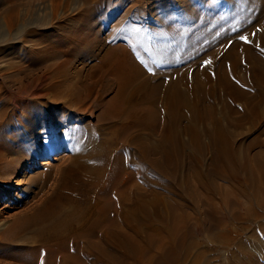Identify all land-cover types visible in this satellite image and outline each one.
Listing matches in <instances>:
<instances>
[{
    "label": "bare ground",
    "instance_id": "1",
    "mask_svg": "<svg viewBox=\"0 0 264 264\" xmlns=\"http://www.w3.org/2000/svg\"><path fill=\"white\" fill-rule=\"evenodd\" d=\"M255 3L94 0L83 13L88 22L54 39H35L33 45L41 46L33 51L0 55L14 69L9 77L25 71L13 78V92L0 95V201L9 197L21 165L27 184L39 179L42 191L50 173L42 181L43 175H28L32 167L48 164L42 156L61 146L70 148L54 169L56 188L31 210L0 220V264H182L189 249L199 264L201 243L182 245L181 221L188 220L187 210H200L202 195L189 187L187 197L178 181L175 203L161 193L162 176L174 179L167 173L179 164L182 131L190 135L193 175L212 225L227 226L214 211L216 194L234 218L238 199L231 203L232 193L264 204V0L247 10ZM115 16L114 26L98 35ZM23 27L4 33L0 43L15 40ZM22 61L43 64V70L28 72L33 69L21 67ZM95 108L98 118L85 124ZM199 124H209L206 143ZM244 124L243 139L255 134L237 144L230 128ZM261 212L249 205L247 219L261 227L254 222ZM216 234L219 244L226 235ZM241 262L235 256L232 264Z\"/></svg>",
    "mask_w": 264,
    "mask_h": 264
},
{
    "label": "rangeland",
    "instance_id": "2",
    "mask_svg": "<svg viewBox=\"0 0 264 264\" xmlns=\"http://www.w3.org/2000/svg\"><path fill=\"white\" fill-rule=\"evenodd\" d=\"M93 1L94 0H89V2H87V0H16L13 3L10 0H0V39L2 38L4 33H8V32L14 33L16 32V29H19V26L22 25L25 26L21 30V33H19V35L15 38V40L13 41L10 40V42L6 41L3 42L2 44L0 43V55L6 56L7 53L18 55L21 53H27L29 51H33L35 50V48L41 46V45L40 46L33 45V41L35 39H38L40 42H43L46 39L47 40L54 39L57 36H59L60 32L62 31L65 32L66 28H71V27L76 28V26H79L80 23L88 22V19L86 18V16H84L83 13L86 14V11L89 12V10L92 9ZM255 1L256 3L251 5L250 8H247V10L252 11L259 6L257 4L259 0H255ZM221 4H223V2ZM244 9L246 10V8ZM228 11H230L229 8ZM91 13L92 12H90V14ZM11 15L16 20L14 21L13 24L9 23V19L12 18ZM115 22H116V16L112 17L111 19H107L105 26L102 25L101 31L97 34L101 36L105 35L108 32L109 28L114 26ZM254 29L256 34L261 33V29L258 24L255 26ZM28 40L31 41L32 44L29 43ZM230 41L231 39L230 40L228 39V43H227L228 46L231 43ZM109 45L110 44H107L105 46L103 45L101 49L105 50L107 47H109ZM208 56L207 59L210 58ZM9 62L10 61L8 59L5 60L0 58V95H6V93H8L9 91L13 92L18 86V82L16 83V81L13 78H18V77L22 78L25 72L24 70H19L18 72L16 71V76H14L13 78L9 77V75H11L12 71L14 70L12 69L13 67L10 64L11 62L10 63ZM197 62L199 63V60L196 61L194 66L197 65ZM20 66L25 69H33L32 71H28L31 73H39L43 70V64L37 65L36 62L30 64L28 62L22 61L20 62ZM212 102H213V106L216 107L217 109L219 107V102L216 96L212 98ZM238 105L240 104L238 103ZM98 114L99 111L96 110L95 108L93 110L92 115L88 114L86 117H83L84 123L92 124L98 118ZM206 126L209 127V124ZM206 126L204 127L203 124L198 125L199 136L202 142L204 143H206L208 139L206 133ZM248 128H249L248 124H244L240 128H230L235 132L234 134L236 136L237 144H240L241 141H247L248 139H251L254 136L255 134L254 132H249L246 133L249 134L248 138L245 137L243 139V135L248 130ZM180 137L181 140L184 142V146H183L184 148L183 147L181 148V150L183 151L180 150L181 154L179 156L178 165L181 166L177 165V169L175 167V169L173 170H171L172 168L168 169L170 173L167 174H173L174 179L172 178L170 179L166 176L165 177L162 176L161 179L164 183V189L161 190L162 196L164 197V199L166 198L168 200H170L169 198H171V201L174 202L173 197L175 195L173 192L177 190L175 189L177 181L178 183H180V185H182V188L185 187L183 189H185L187 197L189 196L190 198L191 196V194L189 195V193H191L189 187L191 190H194L196 196H198V192L200 193L199 195H202L201 198L202 203L199 206L200 210L199 211L196 210V212L193 210H187L189 213L187 215L188 220H185L187 223H185V221H181L182 225L185 224V227L183 226L182 232L184 231V229H186L185 231L186 237H184L182 245L188 246L189 244H192L193 239L201 243V248L199 250H202L203 256L204 255L205 256L202 257V260L200 261L199 264H206L210 262H211L210 264H232L235 256L237 257L238 262L242 261L241 262L242 264L243 263L255 264L256 262L258 264H264V230L262 229V226L264 225V213L261 212L264 211V204L261 206H259L257 203L249 204V202L246 201L245 197L240 196L237 198L232 193L230 197L231 203L232 202L235 203L236 199H238V202H236V209L238 211L239 217L234 218L232 216V213L227 210V207L225 209L219 205L220 204L218 198L219 195L216 194L215 196L216 198L213 201L215 205L213 207L215 208L214 211L217 213L219 218H221L225 223L227 222L226 223L227 226L226 229L223 230L221 228L216 227V225H212L208 218L211 208L209 205H207L208 202L204 199L203 196L205 192L199 187L198 181L196 177L193 175L194 166H193V161L191 159L192 157L190 156L193 154L194 151L192 145H190L191 144L190 135L186 131H182ZM69 149L70 148L65 147V145L61 146V148L58 150V152H56V154L52 156L47 154L42 156L44 159L41 161L44 162L47 161L48 164L42 166L40 165V162H36V166L32 167L34 169L32 172H29L30 174L28 175H32V174L34 175V173H37L38 175H43L45 174V172L50 173L47 180V184L42 191H39L40 189L38 190L39 188L38 185L40 184V182H38L37 180L39 179H37L34 184L32 183L33 185L27 184L26 182L27 178H25L24 172L22 171L23 165L20 166L21 168H19V172L18 174H15L16 177L14 178L16 180L15 182L16 184H14V186L11 187L10 190L11 192L9 191L8 194L9 197L6 196L7 199L5 198L4 200L2 199V201H0V220L7 219L9 221L10 218L15 213L20 212L22 210H31L34 206L36 207L37 205H39V203L42 202L43 200L42 198H44L43 193L50 194L53 188L54 189L56 188V182L58 181V177H56V174L54 173V169L55 167H57L58 163L62 160L61 157L63 158L66 155L70 154ZM210 154L211 153L209 150L203 153V163L205 165L208 164L210 160ZM54 157L57 159H54ZM40 158L38 160H40ZM44 176L45 175L41 176L42 181L44 180ZM19 182L22 184L21 187L17 185V183ZM189 182L192 183V186H189L191 185ZM167 188L169 190H167ZM202 191L204 193H202ZM34 193H40V194L34 196ZM22 202H25L24 206ZM249 205H251L255 209L258 208L260 209L262 215H260L259 217L257 216L254 222L259 221V223L262 225L261 227H259L255 223L253 224V221H249L247 219L248 216L246 214V208ZM163 208L165 207L162 206L161 210ZM172 209L173 212L175 213V216L182 215L183 213L181 212L182 210L180 211L179 209H174V207H172ZM162 211L164 212L165 209H163ZM205 213H207L208 215L206 216ZM213 214L215 215L214 212ZM153 217H151L152 220H156V221L158 220V218L155 217L153 218ZM181 220H183V218ZM221 231H223V234L226 236L225 239L221 241V243L217 244L215 236L217 235L216 233L220 234ZM253 233H255L256 235H254ZM254 240L258 241L259 243L256 244ZM251 245H253L252 248ZM193 254H194L193 249H189V252L184 253V259H183L184 261L182 262V264H193V257H194ZM251 254L253 258H255V261H252V258L251 260L249 259ZM251 261L254 263H252ZM96 264H102V263H96Z\"/></svg>",
    "mask_w": 264,
    "mask_h": 264
},
{
    "label": "snow or ice",
    "instance_id": "3",
    "mask_svg": "<svg viewBox=\"0 0 264 264\" xmlns=\"http://www.w3.org/2000/svg\"><path fill=\"white\" fill-rule=\"evenodd\" d=\"M241 39H245L244 37H241Z\"/></svg>",
    "mask_w": 264,
    "mask_h": 264
}]
</instances>
